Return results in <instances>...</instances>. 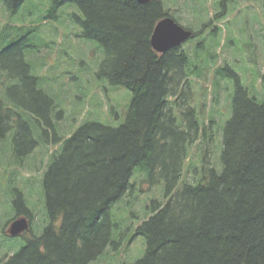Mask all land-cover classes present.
<instances>
[{"label":"trees","instance_id":"obj_1","mask_svg":"<svg viewBox=\"0 0 264 264\" xmlns=\"http://www.w3.org/2000/svg\"><path fill=\"white\" fill-rule=\"evenodd\" d=\"M6 1L15 12L25 0ZM64 1L52 0L48 17H56ZM69 1L79 10L73 20L80 35L104 50L97 75L126 87L132 97L119 126L88 120L69 136H58L53 117L63 111L55 109L45 84L51 80L39 82L19 50L20 70L0 81V129L18 109L29 132L31 119L38 132H52L61 145L42 176L49 223L0 264H89L108 244L116 247L111 207L131 186L137 167L153 182L162 179L165 195L138 226L145 252L129 264H264V99L258 102L234 74L218 159L201 162L202 173L190 161L198 178L187 181L191 147L198 140L208 143L216 131L214 117L201 126L191 105L190 78L197 67L187 51L158 53L151 46L153 27L167 14L162 0ZM227 1L220 0L222 9L212 18L225 14ZM14 204L15 216L30 214L21 193Z\"/></svg>","mask_w":264,"mask_h":264},{"label":"rangeland","instance_id":"obj_2","mask_svg":"<svg viewBox=\"0 0 264 264\" xmlns=\"http://www.w3.org/2000/svg\"><path fill=\"white\" fill-rule=\"evenodd\" d=\"M162 3L167 14L197 32L182 43L197 67L194 73L198 76L193 82L190 78L191 105L201 126L214 117L211 128L216 134L208 143L198 140L184 164L183 178L193 181L198 174L190 161L202 173L201 162L206 160L208 166L218 159L221 133L232 110L234 74L258 102L264 99V0H228L225 14L218 18L212 16L222 9L220 0ZM51 5L52 0H25L12 12L7 1L0 0V81L6 82L9 72L20 70L18 54L22 49L39 82L41 78L51 80L45 84L53 89L55 109L63 111L60 118L53 117L58 136H68L88 120L119 126L125 120L131 91L97 75L104 50L80 35L81 28L73 20L79 14L76 5L66 0L56 9V17H48ZM11 117L0 129V259L19 251L30 236L42 234L49 223L42 176L61 145V141L53 142L52 132L45 136L38 132L31 119L29 132L23 111L12 109ZM138 171L139 167L133 170L131 186L111 207L116 223L112 240L117 246L108 244L89 264H129L144 255L145 237L137 228L150 214L153 202L164 199L165 184ZM18 193L23 195L31 218L27 230L10 235Z\"/></svg>","mask_w":264,"mask_h":264},{"label":"water","instance_id":"obj_3","mask_svg":"<svg viewBox=\"0 0 264 264\" xmlns=\"http://www.w3.org/2000/svg\"><path fill=\"white\" fill-rule=\"evenodd\" d=\"M146 3L150 0H138ZM193 35L192 30L179 24L170 15L160 18L153 27L150 43L157 52H165L172 48L179 47ZM27 227L25 218H17L12 221L9 227L11 235H17Z\"/></svg>","mask_w":264,"mask_h":264},{"label":"flooded vegetation","instance_id":"obj_4","mask_svg":"<svg viewBox=\"0 0 264 264\" xmlns=\"http://www.w3.org/2000/svg\"><path fill=\"white\" fill-rule=\"evenodd\" d=\"M226 10H227V8H226ZM192 33H193V35H192V37L193 36H196V35H194V33H196L197 34V32L196 31H194V30H192ZM181 48H182V46H181ZM28 151V150H27ZM29 212H30V209H29ZM15 217H19V218H25L26 219V222H27V227L23 230V231H25V230H27L28 229V227H29V220L28 219H30L31 218V212H30V214L29 215H27V214H21V215H18V216H14V218ZM22 231V232H23ZM21 232V233H22ZM20 234V233H19ZM34 235H32V236H30L29 238H31V237H33ZM37 236H39V235H37ZM29 238H28V240H29ZM28 240H27V243H26V245L28 244ZM25 245V246H26ZM14 254V253H13ZM10 255H12V254H9V255H4L0 260H4V259H6V258H8Z\"/></svg>","mask_w":264,"mask_h":264}]
</instances>
